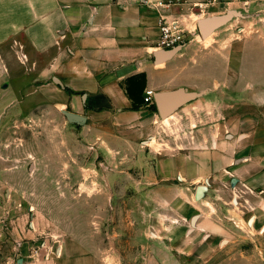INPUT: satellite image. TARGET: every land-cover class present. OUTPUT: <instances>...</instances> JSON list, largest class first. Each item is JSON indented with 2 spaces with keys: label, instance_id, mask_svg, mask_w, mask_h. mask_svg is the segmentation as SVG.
I'll list each match as a JSON object with an SVG mask.
<instances>
[{
  "label": "crops",
  "instance_id": "obj_1",
  "mask_svg": "<svg viewBox=\"0 0 264 264\" xmlns=\"http://www.w3.org/2000/svg\"><path fill=\"white\" fill-rule=\"evenodd\" d=\"M204 1L0 0V116H25L22 96L26 95L60 111L67 125L78 127L83 146L89 143L99 153L103 151L107 160L118 158L122 151L116 144H147L145 155L135 160L134 171L145 179L137 189L158 184L152 191L162 197L146 199L147 205L154 200L163 206L165 193L190 187L196 196L198 186H205L192 234L198 229L211 239L214 234L231 236L227 220L242 228L254 219L252 228L262 225L264 229V0H243L228 9L210 6L201 12L196 5ZM230 10L239 13L236 20L202 38L198 22ZM163 16L189 31L192 40L170 59L157 62ZM22 62L29 64L28 70L22 69ZM140 75L146 76L145 90L132 87L140 99L147 90L156 94L180 88L200 96L166 122L150 109L153 104L144 101L138 110L133 109L127 82ZM65 111L86 121L71 122ZM165 132L189 138L192 146L178 143L175 153L160 155L159 136ZM38 170L34 169L37 180L36 176H43ZM46 170L66 179L35 190L86 191L92 187L83 180L74 182L75 174H87L85 167ZM113 171L121 174L120 168ZM2 177L10 181L9 171ZM107 187L118 189L116 181L96 183L100 192ZM14 190L9 184V202L23 207ZM228 193L235 198H227ZM211 194H218L217 203L206 199ZM234 201L242 206L238 214L232 208ZM84 203L78 200L81 209L67 210L59 218L69 224V233L59 227L42 249H36L37 232L23 234L17 228L19 263L105 264V250L89 234L90 222L101 224L103 216L86 215ZM210 204L213 214L204 211L211 209ZM223 207H229L225 217L219 213ZM33 214L37 230V213Z\"/></svg>",
  "mask_w": 264,
  "mask_h": 264
},
{
  "label": "rangeland",
  "instance_id": "obj_2",
  "mask_svg": "<svg viewBox=\"0 0 264 264\" xmlns=\"http://www.w3.org/2000/svg\"><path fill=\"white\" fill-rule=\"evenodd\" d=\"M21 64L23 70H28V63ZM22 97L26 105L25 116L22 113L10 115L7 119L0 116V180L3 181L0 182V264H20L18 260L22 253L15 249L19 246L17 228L23 234L37 232L36 249H42L49 234L57 233L60 228L69 233V224L59 221V218L67 210L81 209L77 204L80 199L85 202L83 211L86 215L96 218L99 213L104 217L101 224L96 220L90 222L93 232L90 229L89 234L105 250V264H264L262 225L253 229L243 223L240 228L227 220L225 225L232 230L231 236L214 234L207 239L205 233L198 229L192 234V220L201 210L202 202L195 196L193 187L165 193L163 206L154 201L162 198L161 194L152 191L158 184L137 189L138 182L145 179L141 172L134 171L135 160L137 156L145 155L147 144H116L122 151L118 158L107 160L103 151L99 153L89 143L83 146L78 127L73 129L67 125L60 111L26 95ZM159 142L157 150L163 156L175 153L173 148L177 149L178 143L180 146H192L189 138L178 139V134L173 132L160 135ZM71 165L78 169L86 168L87 174H75L74 182H89L91 189L35 190L41 185L66 179L63 174L51 176L46 169H62ZM36 167L41 168L37 172H43V176H36L38 180L34 175ZM113 168H120L121 174L114 175ZM98 170L105 171V174L99 175ZM6 171H9L10 181L2 180ZM21 171L24 175L18 173ZM115 181L117 190L107 187L100 192L96 188L98 182L108 185ZM9 184L15 189V198L24 203L23 207L16 201L9 202ZM147 193L149 196L145 198ZM217 196L211 194L206 199L213 203ZM234 196L233 193L227 194V198ZM152 198V205H147L145 200L151 202ZM210 206V210L204 209L205 213L215 212L212 204ZM241 207L234 201L232 208L237 214ZM227 208L220 209L221 216L227 215ZM31 210L37 213V230ZM179 220L182 223H178ZM26 240L34 242L29 237Z\"/></svg>",
  "mask_w": 264,
  "mask_h": 264
},
{
  "label": "water",
  "instance_id": "obj_3",
  "mask_svg": "<svg viewBox=\"0 0 264 264\" xmlns=\"http://www.w3.org/2000/svg\"><path fill=\"white\" fill-rule=\"evenodd\" d=\"M239 16V13L235 10H230L227 14L221 16H213L203 18L198 22V27L202 38L209 37L215 30L227 25L234 18ZM182 47L170 50L163 51L159 50L156 54L157 62H161L165 59H170ZM200 96L197 92L187 91L184 88L174 90L171 92H158L154 95V101L157 106L158 112L162 119H166L172 116L177 110L182 108L184 105L192 102ZM65 115L68 120L71 122L75 121L80 124H83L86 121L84 116L65 111ZM237 182V179H234V184ZM206 191V187L200 186L197 193V198L201 199L203 192ZM196 216L192 220L193 226L195 225Z\"/></svg>",
  "mask_w": 264,
  "mask_h": 264
},
{
  "label": "built area",
  "instance_id": "obj_4",
  "mask_svg": "<svg viewBox=\"0 0 264 264\" xmlns=\"http://www.w3.org/2000/svg\"><path fill=\"white\" fill-rule=\"evenodd\" d=\"M175 2H181L182 0H173ZM243 0H205L202 4L196 5L197 8L204 12V9H208L210 6L222 7L228 9L230 5ZM159 27L161 30L160 38L158 41V49L163 51H170L179 47L185 46L192 40L191 33L186 31L178 22H168L163 16L160 19ZM155 93L151 90H147L144 96V101L147 104H154Z\"/></svg>",
  "mask_w": 264,
  "mask_h": 264
},
{
  "label": "trees",
  "instance_id": "obj_5",
  "mask_svg": "<svg viewBox=\"0 0 264 264\" xmlns=\"http://www.w3.org/2000/svg\"><path fill=\"white\" fill-rule=\"evenodd\" d=\"M146 85H147V79H146L145 75L132 77L127 82V93L129 95V98L133 101V109L134 110H138L144 104V99L138 98V96H136L133 93L132 87L133 86H141V91L143 93V91L145 90ZM150 109L155 111V112L158 111L157 110V106L155 104H153L150 107Z\"/></svg>",
  "mask_w": 264,
  "mask_h": 264
},
{
  "label": "flooded vegetation",
  "instance_id": "obj_6",
  "mask_svg": "<svg viewBox=\"0 0 264 264\" xmlns=\"http://www.w3.org/2000/svg\"><path fill=\"white\" fill-rule=\"evenodd\" d=\"M201 186H203V185H201ZM199 187L200 186H198V188H197V190H196V196H197V193H198V189H199ZM205 187V186H204ZM205 192V191H204ZM204 192H203V194H202V197H203V195H204ZM253 223H254V219H253V221H251L250 223H249V226L252 228V226H253Z\"/></svg>",
  "mask_w": 264,
  "mask_h": 264
},
{
  "label": "bare ground",
  "instance_id": "obj_7",
  "mask_svg": "<svg viewBox=\"0 0 264 264\" xmlns=\"http://www.w3.org/2000/svg\"><path fill=\"white\" fill-rule=\"evenodd\" d=\"M210 37V36H209ZM206 43H208V41H206ZM166 122H168V119H165Z\"/></svg>",
  "mask_w": 264,
  "mask_h": 264
}]
</instances>
